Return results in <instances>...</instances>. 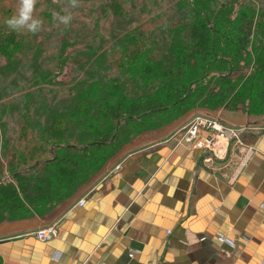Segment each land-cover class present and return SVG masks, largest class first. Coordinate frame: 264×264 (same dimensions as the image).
<instances>
[{"label": "trees", "instance_id": "trees-1", "mask_svg": "<svg viewBox=\"0 0 264 264\" xmlns=\"http://www.w3.org/2000/svg\"><path fill=\"white\" fill-rule=\"evenodd\" d=\"M89 1L91 22L57 27L62 7L38 0L33 35L6 27L18 4L0 0V223L61 204L192 110L264 115V0Z\"/></svg>", "mask_w": 264, "mask_h": 264}, {"label": "crops", "instance_id": "crops-1", "mask_svg": "<svg viewBox=\"0 0 264 264\" xmlns=\"http://www.w3.org/2000/svg\"><path fill=\"white\" fill-rule=\"evenodd\" d=\"M199 112L138 134L61 204L0 223V264H264V115L206 113L240 129L241 165L242 146L217 159L206 133L180 141ZM52 224L49 241L31 234Z\"/></svg>", "mask_w": 264, "mask_h": 264}, {"label": "built area", "instance_id": "built-area-1", "mask_svg": "<svg viewBox=\"0 0 264 264\" xmlns=\"http://www.w3.org/2000/svg\"><path fill=\"white\" fill-rule=\"evenodd\" d=\"M240 129L232 125H227L210 116L201 114L194 115L185 126L184 131L180 137V141L184 143H191L196 140L199 133H206V138L198 143V147H204L209 153V157L223 158L226 155L227 149L232 144L238 147H244L245 152L241 165L245 159L253 151L250 147H245L243 140L240 136ZM77 204L82 206L84 201L78 200ZM31 234L39 241L45 242L53 239L57 235L56 227L54 224L44 227H39L32 231ZM217 241L221 244L228 245L231 248L235 247L234 241L225 236L217 237Z\"/></svg>", "mask_w": 264, "mask_h": 264}, {"label": "clouds", "instance_id": "clouds-1", "mask_svg": "<svg viewBox=\"0 0 264 264\" xmlns=\"http://www.w3.org/2000/svg\"><path fill=\"white\" fill-rule=\"evenodd\" d=\"M38 0H19L16 11L5 19L6 27L17 33L27 32L33 35L42 30L43 20L35 15ZM80 7V0H67L61 11L52 13L55 26H69L73 21L71 9Z\"/></svg>", "mask_w": 264, "mask_h": 264}, {"label": "rangeland", "instance_id": "rangeland-1", "mask_svg": "<svg viewBox=\"0 0 264 264\" xmlns=\"http://www.w3.org/2000/svg\"><path fill=\"white\" fill-rule=\"evenodd\" d=\"M16 2H17V4L19 3V0H15ZM51 2H54V3H57L58 5H60L62 8L67 4V0H50ZM94 0H91V2H93ZM97 1V0H96ZM89 3H90V1L89 0H80V7H78V8H76V9H72L73 10V16H74V18L73 19H77V20H85L87 23L88 22H91V18L90 17H88L87 15H88V13L86 12V9L88 10L89 8H90V5H89ZM100 12V10L98 9V13ZM106 27H108L107 25H105ZM42 37V36H41ZM39 39H41L42 40V38H39ZM51 48V47H50ZM71 68H72V65L71 64H69L68 66H65L63 69H62V71H61V73L59 74H56V76H54V79H53V81L55 82V83H58V84H60V83H62V82H64V81H66L68 78H67V76L69 77V73H70V70H71ZM196 110H199L200 112L199 113H202L201 115H204V116H209L208 114H206V113H208V112H214V111H209V110H205V109H196ZM189 113V112H188ZM182 118V117H181ZM180 119V118H179ZM168 125V124H167ZM117 154V153H116ZM115 154V155H116ZM114 155V156H115ZM113 156V157H114ZM112 157V158H113ZM225 157V156H224ZM223 157V158H224ZM111 158V159H112ZM210 158H212V157H210ZM111 159H109V160H111ZM220 159H222V158H220ZM108 160V161H109ZM107 161V162H108ZM106 162V163H107Z\"/></svg>", "mask_w": 264, "mask_h": 264}]
</instances>
